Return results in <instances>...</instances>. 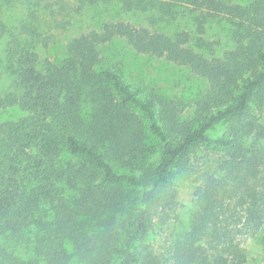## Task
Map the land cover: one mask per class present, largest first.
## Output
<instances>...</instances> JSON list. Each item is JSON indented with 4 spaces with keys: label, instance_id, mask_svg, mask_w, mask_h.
I'll list each match as a JSON object with an SVG mask.
<instances>
[{
    "label": "trees",
    "instance_id": "1",
    "mask_svg": "<svg viewBox=\"0 0 264 264\" xmlns=\"http://www.w3.org/2000/svg\"><path fill=\"white\" fill-rule=\"evenodd\" d=\"M123 8L159 22L183 13L197 37L107 23L70 39L58 66L38 52L50 38L34 14L17 30L0 20L13 77L0 114L23 113L0 118V264H245V242L264 229V0ZM213 20L233 26L221 53L203 37ZM115 41L203 79L191 116L126 81ZM202 146L217 151L215 171L197 179L185 233L157 254L146 238L174 219L177 179Z\"/></svg>",
    "mask_w": 264,
    "mask_h": 264
},
{
    "label": "rangeland",
    "instance_id": "2",
    "mask_svg": "<svg viewBox=\"0 0 264 264\" xmlns=\"http://www.w3.org/2000/svg\"><path fill=\"white\" fill-rule=\"evenodd\" d=\"M242 1L233 0L236 4H242ZM123 2L124 0H0V20L10 29L17 30L25 22H30L31 14H34L37 29L50 38V44L39 48L38 52L42 59H48L58 66L67 57V43L70 39L91 30H100L107 23L125 22L167 35L184 30L197 37L195 29L186 27L189 24L183 13L176 20L159 22L157 13L127 12L123 8ZM151 19L154 20L153 23ZM205 29L203 37L214 43L216 51L221 53L230 48L233 26L227 20L210 21ZM6 42V38L0 39V92L3 95L12 91L13 86V77L5 68ZM109 47L113 61L121 63L126 81L133 86L153 88L169 101H182L186 107L185 117L191 116L195 97L204 87L203 79L184 67L137 54L123 41H115ZM21 116L23 113L15 108L6 109L0 114V118L7 120H16ZM222 133L223 128L219 127L212 132V136L216 138ZM216 156L217 151L212 147H200L191 157L189 174L178 177L174 219L164 226L157 223L145 241L157 254L185 233L193 208L197 179L205 172L215 171L212 166ZM245 249V264H264V229L245 242ZM73 262L80 264L76 259Z\"/></svg>",
    "mask_w": 264,
    "mask_h": 264
}]
</instances>
